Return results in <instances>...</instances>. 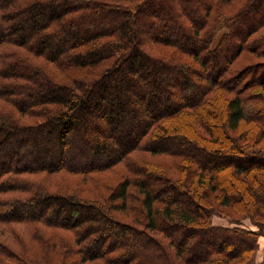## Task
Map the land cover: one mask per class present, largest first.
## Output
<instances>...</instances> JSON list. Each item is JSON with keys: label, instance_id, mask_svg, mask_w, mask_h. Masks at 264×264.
<instances>
[{"label": "trees", "instance_id": "16d2710c", "mask_svg": "<svg viewBox=\"0 0 264 264\" xmlns=\"http://www.w3.org/2000/svg\"><path fill=\"white\" fill-rule=\"evenodd\" d=\"M251 57L264 0H0V264H264ZM135 150L169 168L128 161L108 194L47 183L98 185Z\"/></svg>", "mask_w": 264, "mask_h": 264}, {"label": "rangeland", "instance_id": "374dc122", "mask_svg": "<svg viewBox=\"0 0 264 264\" xmlns=\"http://www.w3.org/2000/svg\"><path fill=\"white\" fill-rule=\"evenodd\" d=\"M147 51H149L152 54H161V48H151L149 50V46H145ZM252 61L256 60H264V59H256L251 57ZM243 62V61H242ZM2 102V101H1ZM0 102V106H4L3 103ZM8 107V106H7ZM128 161H131L133 165H143L146 163H153L157 165H161L163 168H169L167 167L170 164V157L164 154H149L147 152H143L141 150H135L128 154L127 159L125 161L120 162L119 164H116L113 168L108 170H103L100 172H93V177L97 178L98 182L96 185L92 177L87 176V179L82 180L81 176L78 174H67L61 171V173L56 174H50L47 179V183L50 186L51 189H67V190H75L78 191L79 189H82L84 187H89L90 191H93L94 188H98L97 190H101V192L108 194L109 191L116 186L118 181L121 179L122 175H124L126 170V164ZM53 175V176H52ZM84 183V184H83ZM93 188V189H92ZM133 189V188H131ZM83 195H87L86 192L82 193ZM130 214V213H129ZM128 214V217L131 215ZM135 215V214H134ZM124 217L125 220H128L130 218ZM213 222L216 224H227V219L222 216H213L212 218ZM243 224L247 225L248 227L255 228L248 219H243ZM260 239V243L257 249V252L255 254V261H259L263 254H264V234L260 235L258 240ZM88 264V263H85ZM99 264H101L99 262Z\"/></svg>", "mask_w": 264, "mask_h": 264}, {"label": "crops", "instance_id": "0c3cea01", "mask_svg": "<svg viewBox=\"0 0 264 264\" xmlns=\"http://www.w3.org/2000/svg\"><path fill=\"white\" fill-rule=\"evenodd\" d=\"M258 242L260 243V239L258 240Z\"/></svg>", "mask_w": 264, "mask_h": 264}]
</instances>
